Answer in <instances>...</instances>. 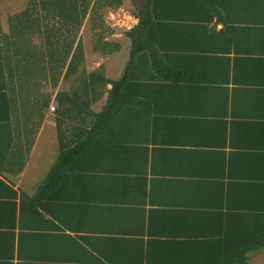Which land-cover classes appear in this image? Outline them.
<instances>
[{
	"label": "crops",
	"instance_id": "obj_1",
	"mask_svg": "<svg viewBox=\"0 0 264 264\" xmlns=\"http://www.w3.org/2000/svg\"><path fill=\"white\" fill-rule=\"evenodd\" d=\"M72 4L0 13V264H195L264 208V0H167L115 95L139 18Z\"/></svg>",
	"mask_w": 264,
	"mask_h": 264
},
{
	"label": "trees",
	"instance_id": "obj_2",
	"mask_svg": "<svg viewBox=\"0 0 264 264\" xmlns=\"http://www.w3.org/2000/svg\"><path fill=\"white\" fill-rule=\"evenodd\" d=\"M83 16H87L89 4L84 0ZM110 1V2H109ZM107 3L113 9H118L123 5V0H109ZM135 9H132L134 16L139 18V23L131 29H122V33L131 42L130 62L125 69L123 75L119 79H109L103 77L105 82L113 84L111 95H115L116 90H123L124 85L129 83L134 75V60L141 52L148 50L154 54L153 38L156 33L157 22L162 18L160 12L166 10L170 11V7H166L167 0H131ZM163 6V8H162ZM74 11L68 10L69 18L75 15ZM89 79H97V74L89 75ZM111 98V96H110ZM107 105L102 110L101 114L109 113L118 110L117 103L110 99ZM61 159L57 161L45 180L39 186V193L42 195L44 189L48 187L56 171L59 170ZM253 213H242L236 219L239 223H234L228 220V231L226 238L216 239L210 242L209 245H203V249L197 248L195 264H249L251 253H256L264 249V208L253 209ZM208 243V242H206ZM194 264V263H191Z\"/></svg>",
	"mask_w": 264,
	"mask_h": 264
},
{
	"label": "rangeland",
	"instance_id": "obj_3",
	"mask_svg": "<svg viewBox=\"0 0 264 264\" xmlns=\"http://www.w3.org/2000/svg\"><path fill=\"white\" fill-rule=\"evenodd\" d=\"M26 1L30 0H0V13L4 21H6V16L8 15V11H14L17 8L23 6ZM52 1H63L66 6V11H74L73 1H78V3L84 6V0H50ZM109 0H90L87 1L89 4V9L87 16L84 19V31L88 36L92 33L93 30V22L98 19V25L100 26V33L107 32L108 27H120L122 25L128 26L130 25V17L129 14L132 13V9H135L131 0H126L124 5L118 9H113L107 3ZM110 2V1H109ZM56 9L52 8V22L59 25L60 21H55L54 17ZM80 10V8H79ZM79 13V12H78ZM71 26H75V15L72 16ZM112 25V26H111ZM90 42V41H89ZM88 42V43H89ZM252 255V256H251ZM249 258V264H264V249L259 253H251Z\"/></svg>",
	"mask_w": 264,
	"mask_h": 264
},
{
	"label": "built area",
	"instance_id": "obj_4",
	"mask_svg": "<svg viewBox=\"0 0 264 264\" xmlns=\"http://www.w3.org/2000/svg\"><path fill=\"white\" fill-rule=\"evenodd\" d=\"M52 108L54 109V106Z\"/></svg>",
	"mask_w": 264,
	"mask_h": 264
}]
</instances>
